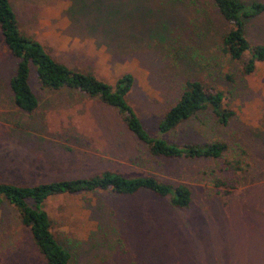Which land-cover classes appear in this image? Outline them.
<instances>
[{
	"label": "rangeland",
	"instance_id": "374dc122",
	"mask_svg": "<svg viewBox=\"0 0 264 264\" xmlns=\"http://www.w3.org/2000/svg\"><path fill=\"white\" fill-rule=\"evenodd\" d=\"M8 1L20 32L55 61L108 84L129 74L126 102L152 137L186 80L219 90L233 111L223 126L206 110L161 136L177 145L222 142L221 159L153 157L115 110L75 90L41 89L32 67L37 106L18 110L8 89L15 60L0 40V182L34 186L109 171L190 193L182 210L146 192L46 199L42 209L70 264H264V64L244 75L245 57L221 52L228 26L211 0ZM244 36L264 45V11L245 20ZM223 159L241 170L226 169ZM0 264H44L4 202Z\"/></svg>",
	"mask_w": 264,
	"mask_h": 264
},
{
	"label": "trees",
	"instance_id": "16d2710c",
	"mask_svg": "<svg viewBox=\"0 0 264 264\" xmlns=\"http://www.w3.org/2000/svg\"><path fill=\"white\" fill-rule=\"evenodd\" d=\"M217 14L228 26L219 38V48L231 60L242 61V73L251 74L257 64H264V45L251 44L244 36V22L264 11V5L242 0H211ZM92 31V30H91ZM0 40L15 60L8 89L13 105L24 113H31L37 106L35 96L28 86L30 68L34 70L36 84L41 89L67 88L98 99L116 111L125 129L153 157L165 159H221L226 150L222 142L177 145L166 142L161 136L175 129L180 123L209 110L220 125H225L233 111L224 105L222 93L198 80H186L175 103L162 115L156 125V137L143 128L135 111L126 102L132 77L123 74L113 84L104 83L89 73H81L52 59L41 44L20 32L15 14L8 0H0ZM226 169L239 172L238 162L222 160ZM218 187L222 181H215ZM107 191L115 196L132 197L146 192L156 198H166L178 210L190 203L189 190L181 184L170 185L150 176L125 177L103 171L95 176L58 180L34 186H17L0 182V203H6L17 215L19 224L28 230L36 253L44 264H70V254L55 240L51 223L42 209L43 202L60 195H76Z\"/></svg>",
	"mask_w": 264,
	"mask_h": 264
}]
</instances>
